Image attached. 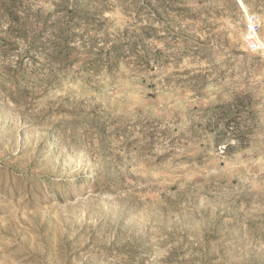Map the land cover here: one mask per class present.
<instances>
[{
  "label": "rangeland",
  "instance_id": "rangeland-1",
  "mask_svg": "<svg viewBox=\"0 0 264 264\" xmlns=\"http://www.w3.org/2000/svg\"><path fill=\"white\" fill-rule=\"evenodd\" d=\"M89 1L0 5V264H264V0Z\"/></svg>",
  "mask_w": 264,
  "mask_h": 264
},
{
  "label": "trees",
  "instance_id": "trees-1",
  "mask_svg": "<svg viewBox=\"0 0 264 264\" xmlns=\"http://www.w3.org/2000/svg\"><path fill=\"white\" fill-rule=\"evenodd\" d=\"M154 1V2H153ZM91 1H89L88 4L85 3V0H0V5L3 7H10V6H16L21 5L25 6L28 12H32L33 14H28L27 18H24V24L20 25L19 28H23L27 23L31 25L35 24H43L45 21H47L46 17L39 15L38 16V7L42 3H50L53 5L54 9L57 12L65 11L68 13L67 20L65 21V26L68 28H77L81 24L83 26H87L88 28L98 29L102 26L100 23V20L93 19H86L82 18V15H84V9L86 5H89ZM143 8H148L149 10L153 11V14L155 17H159V14L157 13V9L166 7L164 2L162 0H145L142 4ZM36 12V13H34ZM158 23L157 19H154ZM74 37V35L65 33L64 39L65 40H71ZM119 43V40L116 41ZM119 48V46H118ZM109 63V62H107ZM109 65V64H108ZM234 103H232L233 105ZM232 105H225L220 106L221 109H228ZM227 131L224 130L221 132L222 139L220 141H216L217 143L224 141L223 139H226Z\"/></svg>",
  "mask_w": 264,
  "mask_h": 264
},
{
  "label": "built area",
  "instance_id": "built-area-1",
  "mask_svg": "<svg viewBox=\"0 0 264 264\" xmlns=\"http://www.w3.org/2000/svg\"><path fill=\"white\" fill-rule=\"evenodd\" d=\"M247 31L254 34V31H255L254 26L248 25L247 26ZM246 45L248 47V50H250V51H255V50L258 49V44H257V41L254 39V37H250L246 41Z\"/></svg>",
  "mask_w": 264,
  "mask_h": 264
},
{
  "label": "water",
  "instance_id": "water-1",
  "mask_svg": "<svg viewBox=\"0 0 264 264\" xmlns=\"http://www.w3.org/2000/svg\"><path fill=\"white\" fill-rule=\"evenodd\" d=\"M236 2L238 3V5H239V2H238V0H236Z\"/></svg>",
  "mask_w": 264,
  "mask_h": 264
}]
</instances>
